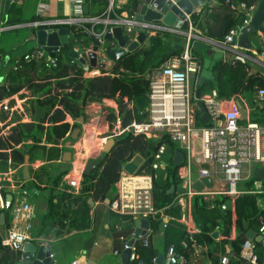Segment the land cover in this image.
I'll return each instance as SVG.
<instances>
[{
    "label": "trees",
    "instance_id": "obj_1",
    "mask_svg": "<svg viewBox=\"0 0 264 264\" xmlns=\"http://www.w3.org/2000/svg\"><path fill=\"white\" fill-rule=\"evenodd\" d=\"M216 1L218 2L217 7L203 8L202 19L199 15L193 14L192 20L202 35L221 43L229 30L239 25L243 18L241 13H235L232 6L241 2L250 5L258 0ZM136 5L137 0L128 1L127 10L130 14L134 13ZM19 12L20 8L13 6L10 15ZM74 31L77 37H82V33L76 29ZM171 48V43L166 37L152 36L148 45L125 53L118 61L113 62L110 70L100 69V74L93 78H84V69L75 62L63 64L61 54L56 57V66L52 65L50 68H41L39 61L35 59L29 61V64H24V61L20 60V67L9 71L5 84L0 85V99L18 92L24 86L30 89L31 96L34 98L26 101L27 105L24 110L30 114L31 121L22 122L20 118H14V125L9 127L5 135L1 134V130L6 127V124L0 128V172L6 171L8 166L15 167L23 164L25 155H28L29 161L36 159L43 161L38 173H35V178L41 182L40 176L46 174L56 187L66 173L65 168L56 176L50 175L48 171L50 169L55 173L60 168L56 163L60 160L65 147L58 146L59 139L69 138L66 135L78 126L75 120L84 114L85 106L90 102L115 101L116 115L115 112H111L106 117L110 128L117 119L122 128L133 120L146 121L149 88V78L146 76L161 66L169 57L168 52ZM28 51L31 49L29 48ZM193 53V58L202 67V59L197 56L199 52L194 50ZM37 68L40 71L36 72L34 78L30 72L36 71ZM212 73V77L207 79L203 85H197L196 95L200 96L215 90L217 96L223 99L244 97L253 109L250 119L264 125V104L257 103L253 97L258 89H264V75L251 70L240 59L231 62L220 59L213 65ZM36 107L43 109L38 123L34 122ZM67 116L74 120L72 125L65 121ZM148 142L144 136L134 135L131 132L118 135L110 151L99 156L98 166L91 173L82 174V187L78 195L65 190L60 192L50 190L46 219L53 221L54 214H56L58 216L55 223L68 219L69 228L86 229L89 226L87 199L112 200L113 197L110 194L119 177L121 167L133 159L136 154L143 156ZM160 142L166 144L164 155L166 166L156 171L152 182V198L154 207L162 213V216L158 214L155 218L149 219L151 230L163 227V218L167 217L168 220L163 227L164 247L174 245L176 251L187 258L188 264H204L207 258L206 253H194L190 244L187 248H183L180 244L188 229L177 221L182 209L176 203L177 188L181 184L177 175L179 166L173 163L174 150L177 148L166 138ZM143 160L140 168L151 172L148 167L152 161L151 156L144 157ZM259 198L260 195L244 194L234 200L233 207L229 210L222 209L226 201L223 196H216L210 200H205L201 196L188 199L187 217L199 229L194 236L197 245H207L210 250L215 248L216 252L222 254L228 244L231 246L233 264H242L239 254L241 245L247 238V232L254 230L258 233L264 221V208L259 206ZM53 199L56 201L54 202ZM65 200L68 204L61 206ZM72 203H77V208H72L70 206ZM121 218L127 220V224L122 231L116 234L117 239L119 235L128 236L132 232L133 217L121 216ZM215 228L221 229L222 236L218 243L215 242L210 232ZM233 230L236 232L234 238L231 232ZM134 245L137 257L131 264H153L156 252L150 244L146 243V239L140 238L134 242ZM255 252L258 263H263L264 246L260 242L255 244ZM14 260L15 255L8 251L0 258V264H13ZM217 262L218 256L212 264H217Z\"/></svg>",
    "mask_w": 264,
    "mask_h": 264
},
{
    "label": "built area",
    "instance_id": "obj_2",
    "mask_svg": "<svg viewBox=\"0 0 264 264\" xmlns=\"http://www.w3.org/2000/svg\"><path fill=\"white\" fill-rule=\"evenodd\" d=\"M168 1L171 4L177 2V0ZM257 2L250 5L241 2L232 6L235 13H241L243 18L239 25L229 30L221 43L206 38L194 24L192 15H199L202 12L201 3L193 8L191 15H185L186 30L168 26L161 20H138L135 17L137 12L123 13L118 0H107L105 11L97 16L39 18L24 23L6 22L0 18V34L23 27L33 30H55L59 27H67L72 35L77 36L74 31L76 29L82 34L88 33L99 37L101 45L98 49V56L100 57L109 48L116 47L115 41L106 45L102 40L107 30L115 27L122 29L126 43L136 40L139 30L144 31L147 39L156 35L166 37L171 46L174 44L175 36L183 40L177 53L169 56L159 68L152 70L148 75L147 120L143 122L133 120L122 128L117 119L116 130L108 137L101 138L99 150L103 151V145L108 138H116L124 132L142 135L147 141L153 142L150 152L152 161L148 166L151 172L140 168L143 161L133 174L126 172L122 166L119 177L114 183V197L109 202L110 210L120 216L148 220L155 218L158 214L162 216V213L154 207L152 198V182L156 171L162 170L166 166L163 164L166 144L160 141L166 138L176 146L177 150L182 152L183 161L177 171L181 181L179 187L182 188V192L176 196V203L182 209L177 221L182 222V225L185 224L188 232L180 244L183 248H187L190 244L195 250L199 246L194 236L199 232V229L187 217L188 199L201 196L205 200H210L216 196H223L226 201H230L232 208L234 200L244 194L264 196V180L253 179L251 176L255 167H264V126L247 118L241 121L239 103L234 107L227 106L224 99L217 96L215 90L200 96L196 95L195 89L198 87L197 78L201 65L193 58V42L195 41L220 48L223 50V54L232 47H236L235 43L230 44L232 37L236 36L249 23ZM94 25H99L100 30H94ZM30 49L31 51H26L23 54L22 61L29 62L35 59L42 62L45 68L52 66L50 57L41 47L36 45L31 46ZM61 53L63 52L57 46L54 60ZM74 62L79 64L76 60H70V63ZM19 67L20 61H17L13 68L16 70ZM83 69L84 78H93L100 74L97 68ZM255 95L256 102L264 104V89H258ZM105 101L107 100L102 102ZM199 101L208 116V124L202 123L199 118L197 107ZM91 103L99 102H90L87 105ZM115 106L114 109H116ZM10 109L8 103L0 99V110L9 111ZM15 110L23 113L21 108H15ZM116 113L114 114L116 115ZM91 116V120L99 118L95 112ZM27 120L30 121L31 118L28 117ZM98 154L100 153L96 152L95 155ZM194 171L197 172L198 179L209 178L211 186H203L200 190L193 189L191 174ZM4 180L3 177H0V211L8 214L9 222L4 235L0 236V246L14 252H21L24 245L31 240L30 233L36 211L27 200L25 190L12 179H8V185L3 183ZM65 182L68 186L67 192L70 193L76 192L82 187L81 180L77 177L65 178ZM6 193L11 195V200L6 199ZM167 220V217L163 218V227ZM115 228L118 231L121 230V226L117 225ZM258 233L260 243L264 246V221L260 225ZM129 238L119 235V240L122 242L120 251L130 249L129 260L132 262L137 255L135 245L128 244ZM114 253L119 254V251L115 250ZM239 256L246 260V264H259L253 249H246L244 245ZM165 257L171 264H188L186 257L177 252L174 245L166 248ZM72 264H76V261H73ZM217 264H233V257L229 249H226L218 257Z\"/></svg>",
    "mask_w": 264,
    "mask_h": 264
},
{
    "label": "crops",
    "instance_id": "obj_3",
    "mask_svg": "<svg viewBox=\"0 0 264 264\" xmlns=\"http://www.w3.org/2000/svg\"><path fill=\"white\" fill-rule=\"evenodd\" d=\"M128 1L129 0H118L121 12L129 13L127 10ZM143 3L144 0H137V5L134 12L138 13ZM13 6H18L20 8V12L18 14L15 13V15H10V10ZM106 6L107 0H19L18 2L11 3L8 8L7 15H5L3 12V6H0V18L6 22L9 21L15 23H24L39 18L50 19L81 15L97 16L105 11ZM217 6L218 2L216 0H203L200 5V7H202V12L199 14L200 19H202L203 8H214ZM262 27L264 28V22L262 23ZM100 28L101 27L99 25H94V30L98 31L100 30ZM17 31H21L22 34H25L17 36ZM33 31L34 30L32 28L23 27L12 31L2 32L0 34V62L3 61L5 56H9V58L6 59V64L0 65V85L5 84L6 76L9 71L11 72L12 70H15L13 68L15 63L17 61L19 62L20 60L22 61L23 54L28 51V49L31 47L26 46V42L31 41L33 39ZM250 39L251 43L253 44L251 50L241 49L236 45V47H232L229 51L223 54L222 61L231 62L235 59H240L245 62V64L249 66L251 70L258 71L259 73L264 75V33L255 32L251 35ZM86 43L87 49H89L91 43L89 42V40H87ZM32 44V47L36 46L34 42ZM198 52L199 53L197 56L200 59L209 58L210 60H214L213 54H210L207 48L201 52ZM13 54H15L14 57L12 56ZM61 55L63 64L70 63L71 59L67 56V54L63 52L61 53ZM217 61L218 60H215L214 65ZM23 63L29 64V62ZM39 64L41 68H45L42 62L39 61ZM51 65L56 66V60L54 61V64L51 63ZM112 65V61H107L104 69L110 70ZM38 70L39 69L37 68L36 71H31L30 74H32L35 78L37 74L36 72H38ZM30 91V89L24 86L18 92L1 98V100L8 103L9 108H11L9 111L0 110V128H2L6 124V127L1 130L2 135H5L9 130V127L14 125V118H20L22 122H29L27 118L30 117V114L28 112H25L24 107L25 105H27V100L34 98L31 96ZM255 94L256 93H254L253 95L254 98L256 97ZM107 101L99 102L97 103V105L104 104L114 109L115 104ZM224 101L227 103V106L231 105L230 107H234L237 105V103H239L243 109H246V118H251L250 114L253 109L250 103H248L244 99V97L239 96L236 98H225ZM15 108H21L23 110V113L16 111ZM89 108L96 109V103L86 105L84 111L86 112ZM65 121L71 125L74 123V120L69 116L66 117ZM73 130L74 128L71 129L66 136L70 137ZM85 137H87L86 125L81 123L77 135V140L75 141V145L83 144L84 140L86 139ZM65 140L59 139L58 146L60 148L65 147L63 145ZM29 142L30 141H27V143ZM63 153L64 152H62L60 160H58L56 164L67 165L60 166L59 168V170H62V167H65L66 169V173L62 178L63 183H65V188L61 189V186L56 187L57 191H67L68 186L65 182V178L77 177V179L81 180L83 168L85 165L84 163L83 166H74L76 163V158L75 154L72 153L70 160H62ZM25 156L28 157V164L25 163L24 157L23 164H20L15 167L8 166L6 171L0 172V177H3V179H5L3 181L5 185H8V179H12L16 182L17 185H19L23 190H25L27 194V200L32 204L34 211H36L35 217L33 219V227L30 233L31 240L29 242L36 243L38 240L43 241L45 245H48L50 248V256L56 264H72L73 261H76V264H121L120 254L122 251L120 250L122 247V242L116 238V234L125 228L127 220L122 219L120 215L110 210V200L108 199L107 201V199H105L104 201H95L92 199V203H89V199L91 198L87 199L89 207V226L86 229L69 228L68 219H65L61 223H55L54 221L58 216L56 214H54L53 221L50 219H46L45 215L48 212L50 196V190L45 188V181H43L44 175L46 174H42L40 176L42 179L41 182H39L35 178V173H38L37 171L41 167L39 165L43 164V161H41V163L39 161L40 159L29 161V156ZM37 162H39L38 165H36ZM24 168H27V170L24 171ZM74 170L76 171V174H73ZM79 192L80 190H77L76 192H73L71 194L78 195ZM114 194L115 190L113 188L110 195L114 197ZM15 195H13V197H15ZM10 196V194L6 193V199H8V197ZM53 201L55 202L56 199H53ZM63 202L61 206H65L66 204H68L66 200ZM77 205V203H72V205L70 206H72V208H77ZM259 206L261 208H264V205L262 204H259ZM0 213H4L5 216L4 224L0 225V236H2L4 235L6 227L8 225L9 217L6 212L0 211ZM133 219L134 221L131 225V234L135 229L136 218L133 217ZM117 225L121 226L120 231L116 230L115 226ZM183 225L185 226V224ZM210 232L215 242L218 243L222 236L221 229L215 228L213 231ZM231 232L232 238H234L236 232L234 230ZM250 232L251 234H253L252 236H249ZM131 234L126 237H130ZM258 234L259 233L254 230H249L247 232V238L245 240V243L241 245V249L244 245L246 249H253L254 253L256 254L255 244L258 242ZM141 238L146 239V243L152 246V248L156 252V258L158 255H162L164 257V260H166V248L163 245L162 226L159 227L157 230L152 231L149 222L146 234ZM198 246V249L192 250L194 253H206L207 258L204 264H212L214 260H216V257H219L221 255L220 253L216 252L215 248H211L210 250L207 245ZM230 247L231 246L227 244L225 246V250L229 249L231 253ZM115 250L119 251V254H115ZM8 251L12 252L15 255V262L13 264H18L21 252H14L6 248H2L0 246V258ZM153 264H155V258L153 259ZM242 264H246V260H244L243 258Z\"/></svg>",
    "mask_w": 264,
    "mask_h": 264
},
{
    "label": "water",
    "instance_id": "obj_4",
    "mask_svg": "<svg viewBox=\"0 0 264 264\" xmlns=\"http://www.w3.org/2000/svg\"><path fill=\"white\" fill-rule=\"evenodd\" d=\"M19 0H0V6H3V12L7 15V11L12 2H18ZM203 0H177L176 4H171L168 0H144L143 5L141 6L139 12L136 14V19L138 20H161L164 24L168 26L178 27L182 30L187 29V21L185 20V15H191L194 7H197ZM264 22V0H258L256 9L252 14L249 23L243 27L236 36L232 37L230 44H236L237 47L245 50H251L253 44L251 43V35L255 32L264 33V28L262 23ZM89 40L91 46L87 49L86 41ZM103 42L107 45L111 41L116 42V47L109 48L103 56H98V49L101 45L99 37L90 35L88 33H83L82 37H77L71 34V31L67 27H59L55 30L51 29H37L33 31V39L31 43L41 47L50 57L51 63L54 64L55 50L60 47L61 51L67 54L70 59L76 60L82 68H97L104 69L107 61L116 62L118 61L125 53L132 52L143 45H148L150 39L146 38V35L143 30H139V34L136 40H133L129 43H126V39L123 36L122 29L120 27H115L111 30H107L106 34L102 37ZM173 46L168 52V55L171 56L177 52L183 40L178 36H175L173 39ZM193 48L197 51H203L208 49L210 54H213L214 60L209 58L202 59V67L198 74L197 85L201 86L207 79L212 77V66L214 65L215 60H220L223 57V50L214 46H208L202 42L195 41L193 42ZM21 53V52H18ZM13 57L15 54L12 55ZM9 56H5L3 61L0 62V65L6 64V59ZM148 78V75L146 76ZM197 107L199 111V118L202 123L208 124V116L205 113L202 103L197 102ZM239 104L240 111V120L243 121L246 119L247 113ZM43 109L40 107L35 108L34 112V122H40ZM78 123L84 121V115L76 119ZM79 132V128H75L70 135V139L74 138V135ZM116 138H109L105 143L103 149L107 153L110 151L114 145ZM67 146V143H66ZM153 142L149 141L147 148L143 156L135 155L133 159L127 161L123 165V169L129 174H133L139 165L142 163L144 157H148L152 150ZM71 153L64 152L62 160H70ZM100 159L89 160L83 168V174H89L91 171L98 166ZM183 161V154L179 150H174L173 154V163L174 165L180 166ZM28 162V157L25 156V163ZM165 165L166 163L163 162ZM27 168H24V171ZM251 176L253 179L264 180V167H255L252 170ZM191 181L193 182L192 187L195 190H200L203 186L210 187L211 180L209 178H199L197 172L194 171L191 174ZM182 188H177V193H181ZM11 199V196L8 197ZM108 201V199H107ZM89 203H92V199H89ZM230 201L224 202L222 209L229 210L231 209ZM5 221L4 213H0V225H3ZM166 221V219H164ZM149 220L145 218H136L135 219V229L131 234L128 244L133 245L134 242L140 239L146 234L148 229ZM251 232L249 236H252ZM257 241L260 242V235L257 236ZM130 249H125L120 254V263L121 264H131L129 260ZM18 264H56L50 256V248L48 245H45L43 241L27 242L23 250L21 251ZM155 264H171L168 260H164L162 255H158L155 258Z\"/></svg>",
    "mask_w": 264,
    "mask_h": 264
},
{
    "label": "rangeland",
    "instance_id": "obj_5",
    "mask_svg": "<svg viewBox=\"0 0 264 264\" xmlns=\"http://www.w3.org/2000/svg\"><path fill=\"white\" fill-rule=\"evenodd\" d=\"M15 33V32H13ZM17 36L21 35L22 32L21 31H17L16 32ZM25 34V33H23ZM22 34V35H23ZM33 44L31 43V41L26 42V46H32ZM255 101V98H254ZM107 102H112L116 105L115 101L111 100V101H107ZM97 113V115L99 116V118H97L96 120H91L92 119V114L93 113ZM111 112H117V105H116V109L111 108L108 105H104V104H96V109H91L90 108L85 112L84 111V121L82 122V124L86 125V132H87V137H85L86 139L84 140L83 144L80 145H75V141L77 140V135H74L73 139L67 138L63 145L65 146V151L64 152H70L72 154H75V158H76V163L74 166H83L84 163L86 164L89 160H96L97 158H99V156H101L102 154H104V149L102 152H100V146H101V138L103 137H108L109 135H111L113 133V131L116 130V124H113V126L110 128V123L108 121H106V117L107 114L111 113ZM27 122V121H26ZM77 122V121H76ZM78 126L75 128H80L81 123H78ZM74 128V129H75ZM109 139V138H108ZM107 139V140H108ZM106 140V142H107ZM105 142V143H106ZM30 143V142H29ZM67 143V146H66ZM105 145V144H104ZM103 145V147H104ZM96 152L100 153L98 155H95ZM138 155V154H136ZM41 163V160H39ZM39 162H37L36 165H38ZM28 164V162H27ZM43 164L39 165L42 166ZM56 166V165H53ZM58 166H67L64 164H58ZM65 167H62V170ZM77 168V167H76ZM50 175L56 176V174H60L62 171L58 169V171H55V173L52 170H48ZM73 174H76V171L74 170ZM64 176V175H63ZM63 176L61 177L60 181L58 182V185L56 187H60L61 189L65 188V183H63ZM43 181H45V188L52 190L54 189L55 192H60L56 190V187L53 186L52 181L49 180L47 175H44ZM63 187V188H62ZM49 195H51V192L49 191ZM258 202L262 205H264V196H260V198L258 199Z\"/></svg>",
    "mask_w": 264,
    "mask_h": 264
}]
</instances>
